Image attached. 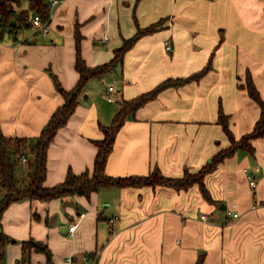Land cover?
Instances as JSON below:
<instances>
[{
	"label": "crops",
	"instance_id": "0c3cea01",
	"mask_svg": "<svg viewBox=\"0 0 264 264\" xmlns=\"http://www.w3.org/2000/svg\"><path fill=\"white\" fill-rule=\"evenodd\" d=\"M27 8L23 2L21 9ZM159 22L160 29L139 39L114 71L87 83L75 113L47 151L44 187L63 183L69 172L93 171L95 142L103 139L100 126L113 123L120 102L169 79L191 77L209 64L201 79L162 91L127 118L107 175L147 176L156 168L168 178L196 173L230 145L221 112L237 140L253 131L261 109L245 86L250 75L264 100V0H59L50 7L46 35L32 24L16 38L6 33L0 40L4 136L31 140L41 134L63 104L54 77L67 90L79 82L78 42L87 65L97 67L109 63L138 28ZM109 84L116 88L112 101L103 96ZM252 145V155L239 151L206 177L209 199L194 185L185 191L110 188L89 199L29 201L33 218L26 213L20 219L30 225L24 242L34 240L51 251L50 261L33 251L29 263L65 264L74 256L83 264H196L203 256L202 264H264V137ZM104 193L112 198L108 213L100 210ZM203 215L209 220L202 221ZM74 222L79 227L71 236Z\"/></svg>",
	"mask_w": 264,
	"mask_h": 264
},
{
	"label": "trees",
	"instance_id": "16d2710c",
	"mask_svg": "<svg viewBox=\"0 0 264 264\" xmlns=\"http://www.w3.org/2000/svg\"><path fill=\"white\" fill-rule=\"evenodd\" d=\"M23 2L28 4L27 9H21ZM50 7L51 5L48 0H0V40L6 33L16 38V34L19 31L29 28L33 21V17L31 18L30 14L32 12L35 15H39L43 22H49ZM160 27L161 23L159 22L147 28H138L132 38L125 40L122 46L115 50L114 58L109 63L97 67L87 65L81 55L78 42L75 68L80 76L79 82L76 87L67 90L54 77L57 91L63 98V104L51 116L41 134L31 140L7 138L0 129V190L4 193V199L0 204V227L2 226V219L6 210L14 203L27 200L51 202L76 195L89 199L101 189L161 186L177 191H185L194 185H198L202 195L209 199L210 194L205 185L206 177L213 174L226 159L231 158L237 152L245 151L251 155L254 153L252 141L264 137V100L260 97L249 75L245 89L250 98L260 107V119L251 133L237 140L230 129L228 116H225L221 112L219 115V123L222 125L228 137L230 145L226 149L219 150L211 161L199 171L196 173L186 171L181 178L165 177L158 168L154 169L147 176L115 178L107 175L106 165L108 158L113 150L116 136L127 118L154 100L162 91L168 88L182 87L201 79L210 70L211 67L209 64L204 70L191 77L175 80L169 79L149 93L143 94L131 101L120 102V110L115 116L113 123L110 126H100L103 139L95 142L98 152L93 171H87L81 175H75L69 172L63 183L52 188L44 187V181L47 175V151L55 140L59 130L68 124L69 119L75 113L87 83L91 79L101 78L114 71L122 63L125 54L134 47L139 39L155 33ZM27 155L32 156V160L28 159L26 164L28 166L29 182L27 185L20 186L16 178V169L20 158L22 156L27 158ZM5 240H9V237L0 232V243L2 244ZM33 251L45 254L48 261H50L51 251L42 243L34 240L23 242L22 259L20 261L28 264ZM203 259V256L200 257L196 264H202Z\"/></svg>",
	"mask_w": 264,
	"mask_h": 264
},
{
	"label": "rangeland",
	"instance_id": "374dc122",
	"mask_svg": "<svg viewBox=\"0 0 264 264\" xmlns=\"http://www.w3.org/2000/svg\"><path fill=\"white\" fill-rule=\"evenodd\" d=\"M103 96L105 97L106 95L103 94ZM29 158L30 157H28V159ZM16 178L20 186L27 185L29 182L28 166L26 164H23L21 161H19L17 165ZM104 194H107L108 196L106 195L107 200L104 201L100 210L103 212L105 211V213H108L106 212L105 207L106 205L110 204L109 201L112 198L109 195L110 193H104ZM29 208H30V202L28 200L22 201L16 204L15 203L12 204V206H10V208H8L4 214L3 223L2 226L0 227V232L5 233L9 236V240H5L4 242H2L4 263L6 264H16L22 258L21 252H22V244L24 242L23 234L27 232V229L30 228V225L21 224L20 219L26 213L29 214L31 218H33V215H31L29 212ZM34 212L35 210H32V213ZM109 212H112V210H109ZM59 232L61 233L60 230ZM13 241H15V243ZM32 263L40 264L39 262L35 261V259L32 260Z\"/></svg>",
	"mask_w": 264,
	"mask_h": 264
},
{
	"label": "built area",
	"instance_id": "2783aa9c",
	"mask_svg": "<svg viewBox=\"0 0 264 264\" xmlns=\"http://www.w3.org/2000/svg\"><path fill=\"white\" fill-rule=\"evenodd\" d=\"M214 1H218V0H214ZM48 2L50 3L51 6H55V5H57L59 3V0H48ZM32 24H33L34 28L38 32H40V33H42L44 35H46L48 33V31H49V22H43L39 15H35L33 17ZM107 40H108V38L105 39V41H107ZM167 49L168 50H172V47L168 46ZM115 90H116V88H115L114 84H109L107 86L106 97H107L108 101H112L111 96L115 92ZM20 161L23 164H27L28 159L25 156H22L20 158ZM247 178L249 180L251 188H253V189L256 188L257 184H256L255 180L251 176H247ZM3 199H4V193L0 190V204H1ZM229 215L232 216L233 218H238V214H236V213H232L231 212V213H229ZM84 218H85V214L82 213L80 215V219H84ZM201 220L202 221H208L209 218H208V216L203 215L201 217ZM110 221L112 223V222H114V219H111ZM78 227H79V222H74V223L71 224V226L69 227V233H70L71 236L74 234V232L76 231V229ZM3 256H4L3 255V246L0 243V264H6V263H4V257ZM84 260H86V258ZM64 263L65 264H83L81 261L76 260L74 256L67 257L64 260ZM16 264H25V263H23V262H21L19 260ZM28 264H33V263H28ZM52 264H61V263L54 262Z\"/></svg>",
	"mask_w": 264,
	"mask_h": 264
},
{
	"label": "water",
	"instance_id": "95a60500",
	"mask_svg": "<svg viewBox=\"0 0 264 264\" xmlns=\"http://www.w3.org/2000/svg\"><path fill=\"white\" fill-rule=\"evenodd\" d=\"M85 97H87V96H85ZM14 243H15V241H13Z\"/></svg>",
	"mask_w": 264,
	"mask_h": 264
}]
</instances>
